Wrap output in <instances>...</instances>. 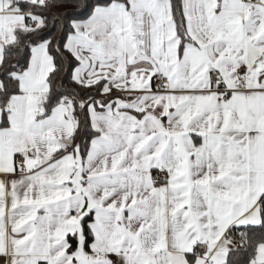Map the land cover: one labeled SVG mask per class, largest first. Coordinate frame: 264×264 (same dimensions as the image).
I'll return each instance as SVG.
<instances>
[{
  "label": "snow or ice",
  "instance_id": "obj_1",
  "mask_svg": "<svg viewBox=\"0 0 264 264\" xmlns=\"http://www.w3.org/2000/svg\"><path fill=\"white\" fill-rule=\"evenodd\" d=\"M0 264H264V0H0Z\"/></svg>",
  "mask_w": 264,
  "mask_h": 264
}]
</instances>
